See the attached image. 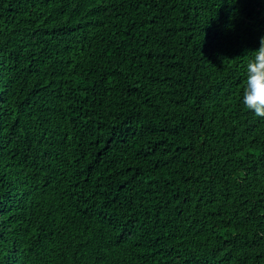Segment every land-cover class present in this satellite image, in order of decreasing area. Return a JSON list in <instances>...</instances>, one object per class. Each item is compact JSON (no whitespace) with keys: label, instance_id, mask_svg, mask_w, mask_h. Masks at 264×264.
<instances>
[{"label":"trees","instance_id":"1","mask_svg":"<svg viewBox=\"0 0 264 264\" xmlns=\"http://www.w3.org/2000/svg\"><path fill=\"white\" fill-rule=\"evenodd\" d=\"M264 0H0V264H264Z\"/></svg>","mask_w":264,"mask_h":264},{"label":"clouds","instance_id":"2","mask_svg":"<svg viewBox=\"0 0 264 264\" xmlns=\"http://www.w3.org/2000/svg\"><path fill=\"white\" fill-rule=\"evenodd\" d=\"M258 50L250 51L245 65V81L241 103L256 117L264 119V37L260 38Z\"/></svg>","mask_w":264,"mask_h":264}]
</instances>
